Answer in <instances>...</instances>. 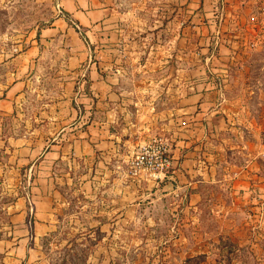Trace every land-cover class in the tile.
<instances>
[{"label":"rangeland","instance_id":"374dc122","mask_svg":"<svg viewBox=\"0 0 264 264\" xmlns=\"http://www.w3.org/2000/svg\"><path fill=\"white\" fill-rule=\"evenodd\" d=\"M113 1L124 12L132 7L142 26L167 22L166 32L158 28L148 38L155 44L171 43L179 9L185 91L207 78L209 85L196 87L218 92L223 109L233 108L235 126L210 131L206 116L197 149H185L195 153L187 173L172 158L171 130L142 134L126 162L97 154L65 161L51 184L47 232L35 237L32 222L44 211L36 190L42 149L27 151L34 129L51 135L38 112L56 85L31 83L11 113L0 112V264H10L5 253L23 218L33 239L22 264H264V0H237L229 20L228 0ZM215 6L217 15L192 19L191 11ZM53 17L51 5L39 0H0V99L12 80L11 60ZM228 38L234 44L229 65ZM155 138L167 145L169 168L133 175L131 160Z\"/></svg>","mask_w":264,"mask_h":264},{"label":"crops","instance_id":"0c3cea01","mask_svg":"<svg viewBox=\"0 0 264 264\" xmlns=\"http://www.w3.org/2000/svg\"><path fill=\"white\" fill-rule=\"evenodd\" d=\"M39 1L51 5L54 17L11 60L12 80L0 99V112L11 113L14 102L20 101L31 83L56 85L46 108L38 112V119L51 127V135L34 129L37 134L27 151L28 155L30 149H42L36 159L42 166L36 190L37 207L44 206V211L32 222L35 237L47 232L51 184L56 168L65 161L87 160L97 154L126 162L142 143V134L154 129L171 130L176 147L172 158L180 172L187 173V168L194 167L195 153L185 149H197L205 135L206 116L210 131L235 126V112L229 106L223 109L220 94L208 92L211 87L204 91L196 87L202 81L209 85L207 78L193 80L192 91H185L183 70L179 76L185 62L184 47L178 44L185 33L183 22L178 20L179 9L171 43L155 44L147 42L148 38L155 29L160 28L157 33L166 32L167 22L159 27L144 20L142 26L132 7L124 12L113 0ZM217 7L210 12L191 11L192 19L217 15ZM224 7L229 20L237 0H228ZM230 42L228 38V65L234 56V44ZM15 223L19 236L5 259L10 264H22L33 238L24 218Z\"/></svg>","mask_w":264,"mask_h":264},{"label":"built area","instance_id":"2783aa9c","mask_svg":"<svg viewBox=\"0 0 264 264\" xmlns=\"http://www.w3.org/2000/svg\"><path fill=\"white\" fill-rule=\"evenodd\" d=\"M167 154V145L163 142V139H153L140 146L138 153H136L130 162L131 168L134 169L131 170V173L135 175L136 169H138V172L140 168H144L146 171L152 173L162 168H169L170 158Z\"/></svg>","mask_w":264,"mask_h":264}]
</instances>
